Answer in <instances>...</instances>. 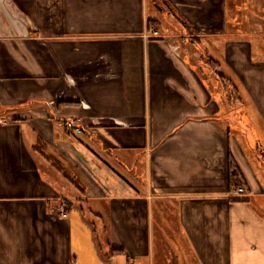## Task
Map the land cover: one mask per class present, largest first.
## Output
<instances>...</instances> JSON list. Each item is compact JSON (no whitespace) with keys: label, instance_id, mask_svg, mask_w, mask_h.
Listing matches in <instances>:
<instances>
[{"label":"crops","instance_id":"1","mask_svg":"<svg viewBox=\"0 0 264 264\" xmlns=\"http://www.w3.org/2000/svg\"><path fill=\"white\" fill-rule=\"evenodd\" d=\"M230 7L0 0V264H156L154 230L168 264H264V59Z\"/></svg>","mask_w":264,"mask_h":264},{"label":"rangeland","instance_id":"2","mask_svg":"<svg viewBox=\"0 0 264 264\" xmlns=\"http://www.w3.org/2000/svg\"><path fill=\"white\" fill-rule=\"evenodd\" d=\"M153 11L157 12L156 9H153ZM231 14L237 17L233 25L244 30V33L241 35L243 39L252 40L253 45L257 47L254 50L253 57L264 59V0H233ZM227 96L229 97V94ZM238 111L240 112L241 109H237L236 113H239ZM239 115L240 114H237V116ZM156 232L157 231L154 230L152 233V248L154 251L155 263L168 264L167 258L175 252V249L171 246L166 249L165 246L166 254L169 256L162 258V253H164L165 250L160 246L158 234ZM137 264H140V262L137 261Z\"/></svg>","mask_w":264,"mask_h":264},{"label":"trees","instance_id":"3","mask_svg":"<svg viewBox=\"0 0 264 264\" xmlns=\"http://www.w3.org/2000/svg\"><path fill=\"white\" fill-rule=\"evenodd\" d=\"M229 4L231 6L230 10L232 11L233 0H229ZM233 19L237 20L236 15L233 16ZM150 24H151V20H150ZM230 177H231V180L234 184H237L240 186H246L245 178H244L238 164H235V162L231 158H230ZM94 230L96 232V237L99 241V245L103 250V241L101 240L99 232H98L97 227L95 225H94ZM114 250L115 249H113V251Z\"/></svg>","mask_w":264,"mask_h":264},{"label":"built area","instance_id":"4","mask_svg":"<svg viewBox=\"0 0 264 264\" xmlns=\"http://www.w3.org/2000/svg\"><path fill=\"white\" fill-rule=\"evenodd\" d=\"M155 34H158V32L155 30L154 31ZM66 126L67 128L74 134L76 135H79L83 132V128L78 125L74 120H67L66 122ZM238 192L241 194V193H244L245 192V187H240L238 189ZM62 217H67L68 216V210L67 208H64L60 214Z\"/></svg>","mask_w":264,"mask_h":264}]
</instances>
